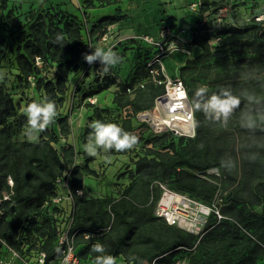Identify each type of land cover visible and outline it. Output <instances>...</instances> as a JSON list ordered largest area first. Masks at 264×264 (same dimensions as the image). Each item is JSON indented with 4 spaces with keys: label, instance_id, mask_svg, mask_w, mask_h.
<instances>
[{
    "label": "trees",
    "instance_id": "16d2710c",
    "mask_svg": "<svg viewBox=\"0 0 264 264\" xmlns=\"http://www.w3.org/2000/svg\"><path fill=\"white\" fill-rule=\"evenodd\" d=\"M116 2L119 0H84V7ZM213 3L212 0H200L196 9L199 16L189 29L191 40L187 46H199L203 52L188 58L179 67L180 75L185 76L188 70L210 60L214 39L219 41L218 47L237 43L240 46L237 66L240 75L225 80L220 86L230 87L236 94L247 90L264 98V22L258 21L257 26H239L232 24L226 16L224 24L217 27L216 12L222 6L215 8ZM12 12L13 8H10L8 17L12 16ZM125 17L116 14L100 17L93 24L90 36L101 33L104 25ZM27 24V35L15 49L19 77L26 80L33 74L41 73L36 64L37 58L56 63V80L40 74L37 87L45 89L51 101L56 99L52 102L57 111L62 110L70 86L66 84L69 73L81 63L88 67L82 54L92 51L87 44H94L84 36V21L61 4H51L38 12L31 10ZM20 25L19 19L14 17L11 28ZM253 29L258 32L254 34ZM57 33L64 35L63 44L53 42ZM140 51L145 57H151L153 52L148 47L142 49V46ZM114 52L127 57L122 47L121 51L116 47ZM4 53L0 41V61ZM96 64L92 66L97 67ZM121 65L112 68L108 74L103 73L106 78L102 79V84H118L120 89L127 90L135 79L151 75V67L141 71L138 66L132 80H122ZM252 72L253 76L247 75ZM183 81L188 96L193 97L194 88L186 79ZM78 85L71 82L72 89ZM140 91L134 101L136 110L152 107L154 98L164 92V86L151 84L150 91L145 92L143 88ZM141 99L143 103L139 102ZM17 110L13 96L0 81V233L7 244L20 253L24 252L33 259L32 250H44L47 262L55 264L59 254L57 228L44 204L59 192L58 181L65 175L68 165L74 200L71 228L76 233L78 253L88 264H95L97 254L91 253V247L99 242L105 247L106 254L115 258L116 264L264 263V131L258 129L253 132L240 126L241 140L236 142L235 138L231 139L232 144L225 143L214 128L219 122L208 121L202 112H194L195 136L171 138L145 148L135 160V176L120 197L85 199L77 192L83 173L82 167L75 161V146L69 143L61 153L54 145L60 140V131L64 136L70 132L68 115L59 113L58 126L47 127L40 141H17L14 138L15 125L10 120L17 115ZM245 110V102L242 101L229 120L240 123L241 113ZM24 120H27L26 116ZM123 125L121 127L126 131L134 129L130 119ZM260 128L264 129V125ZM253 154L256 158L250 160L249 156ZM228 160L234 165L231 170L222 163ZM216 166L220 173L215 175L221 185L201 176L208 175V169ZM8 176L14 181L12 204L1 200ZM156 181L211 206L220 207L223 217L219 218L215 211L211 212L202 235L167 223L154 215L155 204L161 194ZM228 190L230 194L227 196L224 193ZM219 197H222L220 202ZM97 230L102 235L86 236V231ZM178 254L188 255V263H177ZM118 257L122 258V262L118 261Z\"/></svg>",
    "mask_w": 264,
    "mask_h": 264
},
{
    "label": "rangeland",
    "instance_id": "374dc122",
    "mask_svg": "<svg viewBox=\"0 0 264 264\" xmlns=\"http://www.w3.org/2000/svg\"><path fill=\"white\" fill-rule=\"evenodd\" d=\"M184 1L185 3H183L181 6H178L179 4H177V2L174 0L172 1V3H169L168 6L164 5L165 8H162L163 5H161L163 11L159 12L160 27L162 23L165 22L168 25L171 24L174 32L181 36H184V34L188 32L189 28L195 24V21L198 18L199 14L198 12L193 11V9L190 8V4L191 2H193L192 0ZM233 1H235L236 3L231 5V7L227 4L226 6H222L223 8L226 7V9H224L222 13L224 18L229 14H237L240 10L241 14H244L245 12V15H248V18L246 22L241 21L240 23H236L237 25L257 26V16H262V22H264V4H262L263 0ZM34 4V0H25L24 3L19 2V0H0V41L2 47L5 50V53L0 61V81L5 84L7 91L13 96L18 108L17 115L13 116L10 119L15 125L14 138L17 141L24 139L29 140L26 134L28 130L27 120H24L25 115L22 112V108L28 103L39 101L41 97L46 94L45 89H40L37 87L38 77L40 76V74H43L47 76L48 79L56 80L57 74L56 63L45 62L40 58H37L36 64L39 66L41 73L38 72L36 74H33L26 80H23L19 77L18 69L16 67L15 49L18 44L23 42L24 38L27 35L28 13L31 10L38 12L46 8L43 7V5H39L34 8ZM10 8H13V14L12 16L8 17L7 13ZM116 15L119 14L116 13ZM14 17H17L21 22L20 27L11 28L12 20ZM87 17H89V15ZM82 20L85 24L84 36H88L93 25L88 24L91 20L88 21L85 17H83ZM97 21H95V23ZM108 31L109 29L106 25H104L101 29V33H107ZM252 32L256 34L258 30L253 29ZM145 35L156 34H150L149 32L138 34L131 39H124L123 41L118 42V44H120L123 48L124 55L127 56L125 58L121 56V66H123L124 63H127V67L125 68L128 71L126 78L127 80H132L134 78V70L138 66L140 67L141 71L150 67L157 68L160 66V71H162V74L160 75V78L158 77V81L153 80L152 73L150 72L151 75H147L144 78L135 79L133 81L134 83L132 87L127 90L120 89L119 85L115 84L117 86H113L115 88L113 103H111L110 107H107V97H105V91H103V89H105L107 86L105 85V83L102 84V79L106 77L103 76V73L99 70V62H96L97 64L95 66L97 67L90 66V68L87 66L85 67L84 63H81V66L79 65L76 69L72 70L69 73L68 79L66 81V84L68 83L70 86L67 93L65 107L62 110L61 108L58 111L56 110L54 122L48 126H58L57 116L59 115V113L61 114L62 112L68 115L70 132L67 136H64L60 131V140L54 145L58 147L59 152L61 153L64 146H66L67 144L71 143L75 146V150L77 152L75 161L82 167L83 173V180L79 185L78 193L85 199L93 197H120L123 190L130 183L133 176H135V160L139 153H143L145 151V148L151 146L152 144H158L162 141H168L171 138H191V136L177 134L174 132V130L168 127H164L159 131L155 129L149 121L141 119L139 117V114L141 112L153 109L156 104L155 102L157 98H154V104L152 107L136 110L134 101L139 97L141 88H143V91L148 92L151 90V84L155 87L164 86V80H166L168 77L180 76L182 79H186V81L190 85H192L194 90H196L197 87L206 86L209 89V93H211L218 91L220 85L225 80L240 75L237 67L240 58L238 54L240 46L237 43L232 44L228 47H218L219 41L214 39L212 41L213 43L211 44L210 60L207 63L198 64V66H196L194 69L188 70L185 76H181L179 73V67L183 65L188 58L196 56L197 54L203 52V50L199 46H187V44H181L176 46V48H174L170 52L167 51L164 54L165 56L163 55L158 57L160 58L159 60H155L153 56L154 54H157L158 50H156L155 53L152 52L151 57H149L150 55L146 57L143 56V51H140L141 46L142 49L148 47L151 48L152 51L154 50L153 46L149 43L140 41L139 38ZM139 41L142 44H140ZM132 42H136V44L133 45ZM135 46H138V48H136ZM143 60L145 64L143 63ZM150 61L153 62V65H149ZM163 66L165 70L163 69ZM247 75L253 76L254 73L252 72ZM71 82L75 83L76 85L79 84L78 87L72 89ZM189 97L191 102L192 97ZM55 100L56 99H52V101ZM110 100H112V94L110 95L109 101ZM139 102L143 103L144 100L141 99ZM95 108H98V110H96ZM97 119L105 122H114L120 127L123 125L124 121L130 119L132 121L134 129L128 132L133 133L137 137L138 143L131 150H125L121 152L112 150L109 153L101 152L97 157H90V159H88V155L83 150V144L86 143V138L90 131L87 125L90 121ZM77 120L80 121L79 126L77 125ZM240 126L241 123L231 122L229 120L227 125L219 122L214 128L216 129V133L222 136V142L232 144L231 141L235 138L236 142L241 140V133L239 130L241 129ZM43 134L45 133H37L36 136L38 137V139L33 141H40ZM157 137L161 138L157 140ZM106 160L108 162H106ZM69 168L70 166L67 165L66 170L70 171ZM218 172L219 169L216 166L208 169V175L201 176L208 177L211 182L221 185L218 181L219 179H217L216 177ZM63 177H60L61 180H59L60 182L58 181L59 187L57 186V188L59 191L68 192L70 189V184L69 182L68 184L64 183ZM155 185H159L161 194L160 198L155 204L154 215L164 221L165 219L158 216V214L156 213V208L165 192L186 195L193 200L200 202L197 204V210L194 208L192 209L197 213H201V207L203 205L207 208V210H210L208 214H202L204 216L203 221L200 223V229L198 230L199 232L190 231L188 229L180 227L179 225H175L176 227H179L184 231L191 232L195 235H202L204 225L216 206H211L210 204L197 199L194 196L189 195L188 193H184L170 187L166 183H160L159 181H156ZM224 194L228 196V194H230V191L228 190ZM218 201H222V197H219ZM217 208L220 209V207L218 206ZM258 209L261 210V207H258ZM193 211L189 209V214L191 213L192 215H194L195 213ZM195 215L193 217H195ZM56 220H60L58 230L68 229L69 226L71 227L73 225L74 221H71V218L67 217L65 211L59 214ZM98 231L100 230L92 231L91 233L89 231H86V236L102 235V233L98 234ZM0 236H2L1 233ZM99 243L101 244V242ZM3 254L8 255L7 252L2 249L0 250V256H2ZM176 260L177 263H188L189 258L188 255L183 256L181 254H178L176 256ZM118 261L122 262V258L118 257Z\"/></svg>",
    "mask_w": 264,
    "mask_h": 264
},
{
    "label": "built area",
    "instance_id": "2783aa9c",
    "mask_svg": "<svg viewBox=\"0 0 264 264\" xmlns=\"http://www.w3.org/2000/svg\"><path fill=\"white\" fill-rule=\"evenodd\" d=\"M200 4V0H194L190 4V8L193 10H196ZM224 8L220 7L218 8L216 12V20H215V26L221 27L224 24V16H223ZM262 16H257L256 19L258 21H263ZM190 29V28H189ZM186 32V31H185ZM157 35V36H156ZM156 35H145L141 36L139 39L142 42L149 43L153 46L155 53L156 50L157 54H154V59L159 60L160 56H163L167 51L170 52L176 46L181 44H187L191 40L190 36V30H188L187 33L184 34V36H181L174 32V29L172 28L171 24H166L165 22L162 23L159 33ZM165 56V55H164ZM149 65H153V62L150 61ZM163 65V63H162ZM92 66L88 64V67ZM163 69L165 70L164 66ZM150 72L152 73V77L154 81H158V77L160 78V75L162 74V71H160V66L157 68L151 67ZM164 84V92L157 96L156 98V104L153 109L157 110L159 113H164L166 116H173L175 117L177 114L180 115V113H177L178 110L174 109L171 110L167 108L166 106L158 107V100L161 99H168V100H177V101H183L187 100L189 102L190 106V112L188 113V116L186 118V129H179L175 125H169V124H162L161 127L157 128L155 126H152L157 130H162L164 127H168L172 130H174L175 133L180 135H186L194 137L196 134V127H192V123L194 120V112L191 108V102L188 96V90L185 85V82L180 76L177 77H168ZM141 112L139 114V117L143 120H147V118L143 117V114L145 113ZM149 121V120H147ZM150 122V121H149ZM151 123V122H150ZM215 171V170H214ZM219 174V172L217 173ZM61 180V179H59ZM63 182L68 184L69 182V171H67L63 177ZM60 182V181H59ZM14 181L11 176H8L6 181V188L3 191L1 200H7L10 201V204L13 203L12 196L14 194L13 190ZM77 192H79V189H77ZM168 194L167 198L163 199V196ZM171 194V195H170ZM177 195L178 193H170L165 192L161 198V200L158 203V206L156 208V213L158 216L165 219V221L171 225H179L182 228L185 229H193V223L200 224L202 221L198 218L199 216H202V214H208L210 210H207V208L203 205L201 207V213H197L196 211H193L192 209L198 208L197 204L200 203L196 200H193L189 196L182 195L185 198V201H179L176 200L174 195ZM44 209L47 210L49 214L52 215L54 219V223L56 224L57 228V234H58V248L57 252L58 257L55 262V264H88L86 260H84L81 255L78 253V244L76 240V233L72 232V228L69 226L66 230H58L60 225V220H56L59 214H61L63 211H65V214L67 217L71 218V221L74 220V200L71 193V190L65 192V191H59L57 195L52 197L50 200L46 201L44 204ZM189 209L193 211L195 214L192 215L189 214ZM214 209V208H212ZM214 211L219 215V217H222V214L220 213V210L217 208L214 209ZM197 216V217H196ZM0 250H4L7 252L8 255H2L0 256V264H52L51 262H47V252L44 250L36 249L33 251V259H30V255H26V253L12 248L9 246L4 238L0 236ZM24 250H26L25 246H22Z\"/></svg>",
    "mask_w": 264,
    "mask_h": 264
},
{
    "label": "clouds",
    "instance_id": "9594fccd",
    "mask_svg": "<svg viewBox=\"0 0 264 264\" xmlns=\"http://www.w3.org/2000/svg\"><path fill=\"white\" fill-rule=\"evenodd\" d=\"M64 39L62 33H57L53 42L63 44ZM87 46L92 51L83 53V59L90 65L99 62V70L104 74H108L112 68L122 62L121 56L112 48L105 50L90 44ZM242 101L245 102L246 110L241 113V127L253 132L258 129L264 131L260 128L261 124H264V98L247 90L236 94L230 87L220 86L218 91L209 93L206 86H200L193 94L191 108L194 112H202L208 121L227 125L235 110L240 108ZM22 112L27 117V137L33 141L38 139L37 133L44 132L54 122L56 105L45 94L39 101L25 105ZM87 127L90 131L86 143L83 144V150L89 157H97L101 152L109 153L112 150L117 152L131 150L138 143L133 133L122 129L114 122L97 119L90 121ZM192 127H196L195 121ZM255 158L254 154L249 156L250 160H255ZM222 163L229 170L234 166L230 160ZM91 252L97 254L95 264H116L115 258L106 254L105 247L100 243L93 244Z\"/></svg>",
    "mask_w": 264,
    "mask_h": 264
},
{
    "label": "crops",
    "instance_id": "0c3cea01",
    "mask_svg": "<svg viewBox=\"0 0 264 264\" xmlns=\"http://www.w3.org/2000/svg\"><path fill=\"white\" fill-rule=\"evenodd\" d=\"M34 8L43 5V7H48L51 4H61L64 8L68 9L73 13L83 19L91 20L88 24L93 25L98 18L104 15H114L118 13L119 15H126L125 18H121L111 24L107 25L109 31L103 33H95L92 36L90 34L85 36L88 40L102 49L107 50L112 48L114 51L116 47L121 51V45L118 42L124 39H131L138 34L150 33L158 34L160 30V17L159 12L163 11L164 5L172 3L173 0H119V2L101 6L96 4L94 7L85 8L84 0H34ZM181 6L185 3L184 0H174ZM194 1V0H192ZM213 7L218 6H228L231 7L234 3L233 0H212ZM19 2H25V0H19ZM31 3V2H30ZM264 4V0L262 2ZM163 5V7L161 6ZM162 7V8H161ZM226 9V7H224ZM196 11V10H193ZM89 15V17H87ZM248 15L241 14L240 10L237 14H229L227 20L232 24L240 23L241 21L246 22ZM159 26V28H158ZM127 63L123 64L121 75L122 80L127 78L128 71L125 69ZM115 84L108 85L103 91H105V97H107V107L111 106L113 103V98L115 95ZM112 94V100L109 101L110 95ZM80 121L77 120V125L79 126Z\"/></svg>",
    "mask_w": 264,
    "mask_h": 264
},
{
    "label": "bare ground",
    "instance_id": "6f19581e",
    "mask_svg": "<svg viewBox=\"0 0 264 264\" xmlns=\"http://www.w3.org/2000/svg\"><path fill=\"white\" fill-rule=\"evenodd\" d=\"M158 107H163L166 106L167 108L174 110L177 109L178 112L180 113V115H176L175 117L173 116H166L164 113H159L157 110L155 109H150L147 112H145L143 114V117L147 118V120H149L151 122V124L157 128L161 127L162 124L166 123L169 125H175L177 128L179 129H186L187 128V124L186 122V118L188 116V113L190 112V106H189V102L187 100H183V101H177V100H168V99H161L158 100ZM153 120V121H152ZM171 195V194H170ZM168 194L163 196V199L167 198ZM174 197L176 198V200L181 201H185V198L182 195L179 194H175ZM203 216H199L198 218L203 221ZM205 219V218H204ZM193 229H190V231H194V232H199L198 230L200 229V224H196L193 223Z\"/></svg>",
    "mask_w": 264,
    "mask_h": 264
}]
</instances>
